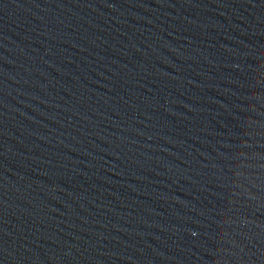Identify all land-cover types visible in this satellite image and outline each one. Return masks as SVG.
<instances>
[{"label":"water","instance_id":"water-1","mask_svg":"<svg viewBox=\"0 0 264 264\" xmlns=\"http://www.w3.org/2000/svg\"><path fill=\"white\" fill-rule=\"evenodd\" d=\"M0 264H264V0H0Z\"/></svg>","mask_w":264,"mask_h":264}]
</instances>
